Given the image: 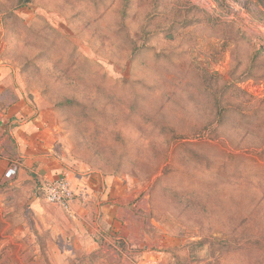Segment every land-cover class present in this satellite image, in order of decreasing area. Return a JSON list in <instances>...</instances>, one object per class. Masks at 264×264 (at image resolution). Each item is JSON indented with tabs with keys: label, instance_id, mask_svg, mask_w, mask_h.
Listing matches in <instances>:
<instances>
[{
	"label": "rangeland",
	"instance_id": "obj_1",
	"mask_svg": "<svg viewBox=\"0 0 264 264\" xmlns=\"http://www.w3.org/2000/svg\"><path fill=\"white\" fill-rule=\"evenodd\" d=\"M130 1L127 22L132 31L141 21L161 24L176 11L195 6L210 14L211 24L218 20L239 30L264 54V0ZM16 2L0 0V66L9 71L7 76L3 74L0 85V264H264V197L254 183L244 179L213 182L214 177L196 166L188 168L176 161L150 179L135 178L127 171L114 174L93 160L84 141H71V130L62 129L53 106L35 88L38 82L22 72L23 44L26 41L35 47L32 36L25 39V34H30L25 27H31L35 34L40 21H45L87 60L98 63L113 81L127 78L128 67L117 66L91 51L86 34L67 25L69 12L60 8L59 0H31L14 8ZM200 27L182 31L180 41L193 44L190 58L197 65L227 81L233 45L213 34H203ZM163 36L153 35L150 44L168 46L159 41ZM248 50L239 48L242 60ZM238 87L264 105V81L248 80ZM19 97L31 116L10 118L7 111L21 107ZM22 128L49 130L32 137L41 141V155L51 149V155L63 166L62 174H81L76 177L79 183L73 189L71 210L43 199L40 185L44 180L23 162L25 155L34 152L23 150L12 132ZM123 133L128 141L136 138L133 130ZM245 158L239 163L248 168L252 163ZM81 165L87 171L81 172ZM208 185L223 189L221 197L196 200L195 195ZM247 234L249 237L243 239Z\"/></svg>",
	"mask_w": 264,
	"mask_h": 264
},
{
	"label": "trees",
	"instance_id": "obj_2",
	"mask_svg": "<svg viewBox=\"0 0 264 264\" xmlns=\"http://www.w3.org/2000/svg\"><path fill=\"white\" fill-rule=\"evenodd\" d=\"M59 1L69 12L67 25L86 34L91 51L128 67L127 78L113 81L45 21L35 34L25 27L30 33L25 39L32 36L35 47L23 44L22 72L38 82L35 88L53 106L62 129L71 130L73 143L84 141L93 160L114 174L127 171L150 179L176 161L196 166L213 182L250 181L264 197V105L238 87L248 80L264 81L261 50L230 25L211 24L210 14L195 6L176 11L161 24L141 21L132 31L130 0ZM30 3L17 0L14 8ZM199 25L203 34L233 45L227 81L197 65L190 58L193 44L180 41L182 31ZM158 34H165L159 41L168 46L150 44ZM241 47L250 50L245 60ZM123 130H133L136 138L128 141ZM245 157L251 167L239 163ZM223 192L208 185L195 199L220 198Z\"/></svg>",
	"mask_w": 264,
	"mask_h": 264
},
{
	"label": "crops",
	"instance_id": "obj_3",
	"mask_svg": "<svg viewBox=\"0 0 264 264\" xmlns=\"http://www.w3.org/2000/svg\"><path fill=\"white\" fill-rule=\"evenodd\" d=\"M2 45V41H1V29H0V47ZM7 71V72H5ZM6 73V76L8 75L9 71L8 68H5L4 66H0V85H3L4 83V78H3V74ZM5 76V77H6ZM7 80L5 79V82ZM19 104H21V107L18 109H14L15 106L12 108V111L8 110L7 113L9 115V117H19V116H31V110L28 107H25V103L23 102V100L19 97ZM4 113V112H3ZM49 130H27L25 128H22L20 130H13L12 132L14 133L15 137L17 138L18 141H20L21 145H23V150H33V154L32 155H25V158L23 160L24 162V166L26 168H30L32 167L33 170L35 172H37L36 174L38 175L39 180H51L53 178H56L60 175H67L68 177V181L69 184L73 189H76L78 187V183H79V179L78 176L80 175H76L73 171H69L66 172L68 174L65 173V171H63V174L61 172V170L63 169V166L61 165V163L59 162L58 158H56L55 156L51 155V149H49L48 152L49 154L46 155H41L42 150H43V146L41 144V141H36L34 138L37 136L38 134H45ZM56 131V130H54ZM47 148V146L45 147V149ZM41 151V152H39ZM81 172L82 171H87L86 168H83V166L81 165ZM85 169V170H84ZM95 177H99L96 174H93L92 172L89 173ZM77 177V178H76ZM81 185V184H80ZM79 190L83 193L82 196L85 194L84 190L82 189V187L80 186ZM74 192V190H73Z\"/></svg>",
	"mask_w": 264,
	"mask_h": 264
},
{
	"label": "built area",
	"instance_id": "obj_4",
	"mask_svg": "<svg viewBox=\"0 0 264 264\" xmlns=\"http://www.w3.org/2000/svg\"><path fill=\"white\" fill-rule=\"evenodd\" d=\"M40 193L46 202L66 211L71 210L74 194L65 176L44 180L40 185Z\"/></svg>",
	"mask_w": 264,
	"mask_h": 264
}]
</instances>
